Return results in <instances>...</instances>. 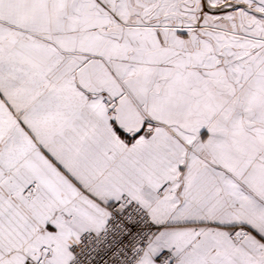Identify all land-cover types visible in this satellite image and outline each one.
<instances>
[{"label":"snow or ice","instance_id":"obj_1","mask_svg":"<svg viewBox=\"0 0 264 264\" xmlns=\"http://www.w3.org/2000/svg\"><path fill=\"white\" fill-rule=\"evenodd\" d=\"M0 264H264V0H0Z\"/></svg>","mask_w":264,"mask_h":264}]
</instances>
